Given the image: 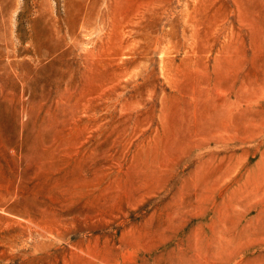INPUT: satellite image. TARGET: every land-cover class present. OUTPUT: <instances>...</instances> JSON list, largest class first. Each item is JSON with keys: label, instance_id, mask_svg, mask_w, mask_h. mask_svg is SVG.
I'll list each match as a JSON object with an SVG mask.
<instances>
[{"label": "rangeland", "instance_id": "rangeland-1", "mask_svg": "<svg viewBox=\"0 0 264 264\" xmlns=\"http://www.w3.org/2000/svg\"><path fill=\"white\" fill-rule=\"evenodd\" d=\"M0 264H264V0H0Z\"/></svg>", "mask_w": 264, "mask_h": 264}]
</instances>
